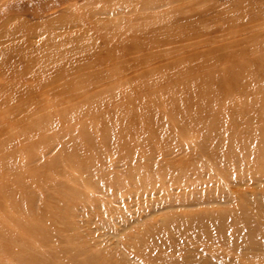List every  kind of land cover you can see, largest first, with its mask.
Listing matches in <instances>:
<instances>
[{"label": "rangeland", "instance_id": "1", "mask_svg": "<svg viewBox=\"0 0 264 264\" xmlns=\"http://www.w3.org/2000/svg\"><path fill=\"white\" fill-rule=\"evenodd\" d=\"M0 264H264V0H0Z\"/></svg>", "mask_w": 264, "mask_h": 264}]
</instances>
